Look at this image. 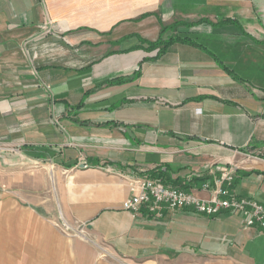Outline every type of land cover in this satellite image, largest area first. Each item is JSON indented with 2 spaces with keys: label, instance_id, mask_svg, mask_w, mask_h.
Masks as SVG:
<instances>
[{
  "label": "crops",
  "instance_id": "0c3cea01",
  "mask_svg": "<svg viewBox=\"0 0 264 264\" xmlns=\"http://www.w3.org/2000/svg\"><path fill=\"white\" fill-rule=\"evenodd\" d=\"M226 170L264 206V0H0V264H264L239 212L121 207Z\"/></svg>",
  "mask_w": 264,
  "mask_h": 264
},
{
  "label": "built area",
  "instance_id": "2783aa9c",
  "mask_svg": "<svg viewBox=\"0 0 264 264\" xmlns=\"http://www.w3.org/2000/svg\"><path fill=\"white\" fill-rule=\"evenodd\" d=\"M40 86L46 92L50 85L40 81ZM54 123L58 120L53 117ZM232 179V171H224L213 181L208 198H200L190 191L165 184L162 179L146 174H136L130 177L128 183L129 196L122 202V209L133 216H139L146 211L152 219L162 218L166 211L181 208H191L203 215H216L222 211L239 212L244 216V226H257L264 233V206L252 197L239 196L230 193L224 186L225 181ZM203 188H209L210 182H205Z\"/></svg>",
  "mask_w": 264,
  "mask_h": 264
},
{
  "label": "trees",
  "instance_id": "16d2710c",
  "mask_svg": "<svg viewBox=\"0 0 264 264\" xmlns=\"http://www.w3.org/2000/svg\"><path fill=\"white\" fill-rule=\"evenodd\" d=\"M177 26H178V22H174L172 25H170L168 27L167 26L162 27L159 37L155 41L148 43L149 48H156L157 47L161 51V50H164L165 48H167L169 45H171L174 42H179V41L189 42L190 40L186 36H182V37L179 35L169 36V37L164 36V33L166 32V30H168V29L173 30Z\"/></svg>",
  "mask_w": 264,
  "mask_h": 264
},
{
  "label": "rangeland",
  "instance_id": "374dc122",
  "mask_svg": "<svg viewBox=\"0 0 264 264\" xmlns=\"http://www.w3.org/2000/svg\"><path fill=\"white\" fill-rule=\"evenodd\" d=\"M26 206H27V204H26ZM55 224L54 225L57 226L58 228H62V226H61V224L59 222H56ZM63 232H64V234L69 235V236L70 235L79 236L81 234L79 231L74 230L71 227H68L67 230L63 229Z\"/></svg>",
  "mask_w": 264,
  "mask_h": 264
}]
</instances>
